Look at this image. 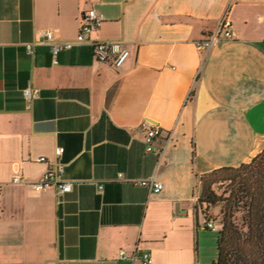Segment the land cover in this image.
<instances>
[{"label":"crops","instance_id":"crops-1","mask_svg":"<svg viewBox=\"0 0 264 264\" xmlns=\"http://www.w3.org/2000/svg\"><path fill=\"white\" fill-rule=\"evenodd\" d=\"M91 8L104 22L87 39L130 52L119 70L76 42ZM227 8L234 39L205 53ZM43 31L74 43L57 64ZM144 119L161 128L160 160ZM58 147L62 195L34 187ZM263 149L264 0H0V264H139L120 251L210 264L200 178ZM152 177L160 193L135 184Z\"/></svg>","mask_w":264,"mask_h":264},{"label":"trees","instance_id":"trees-1","mask_svg":"<svg viewBox=\"0 0 264 264\" xmlns=\"http://www.w3.org/2000/svg\"><path fill=\"white\" fill-rule=\"evenodd\" d=\"M220 183L229 186L225 199L213 189ZM199 184L198 206L206 222L217 227L216 259L210 264H264V149L247 164L203 175ZM218 204L220 219H210V208ZM236 210L242 212L241 225Z\"/></svg>","mask_w":264,"mask_h":264},{"label":"built area","instance_id":"built-area-1","mask_svg":"<svg viewBox=\"0 0 264 264\" xmlns=\"http://www.w3.org/2000/svg\"><path fill=\"white\" fill-rule=\"evenodd\" d=\"M104 19L102 15L98 14L93 8L82 14L76 42L80 44L89 43L93 57L100 63H107L113 69L119 70L129 58L130 52L128 48L118 41H89L87 37L95 30L99 29L103 24ZM232 22L229 18V9L220 18L216 30L208 37L198 43L199 49L205 53L210 50L221 40H233L234 36L231 31ZM42 41L49 46V51L53 58V64H57V56L63 50L71 49L73 42L58 43L54 40L53 35L49 31L42 32ZM27 53H32V46H27ZM23 95L27 101H31L38 95V89L26 88L23 90ZM143 132V142L147 153H154L158 160L165 154V147L157 148L155 142L162 135L160 126L153 120L144 119L140 125ZM63 148L58 147L54 151L56 163L43 173L41 178L34 184L35 189L44 190L54 187L56 192L60 195L68 193L72 190L73 183L64 178V165L59 162V158L63 153ZM39 162H45V157H39ZM123 175H118V180L121 181ZM21 177L15 175L12 179L13 183H19ZM135 184L148 188L153 193H160L163 189L161 182L155 178H149L142 181H137ZM102 186H100V189ZM198 201V197L195 199ZM206 229L211 232H217V227L212 221L205 223ZM119 259L130 260L132 262L138 261L139 264H152V259L149 252L134 253L128 256L124 251L119 252Z\"/></svg>","mask_w":264,"mask_h":264},{"label":"rangeland","instance_id":"rangeland-1","mask_svg":"<svg viewBox=\"0 0 264 264\" xmlns=\"http://www.w3.org/2000/svg\"><path fill=\"white\" fill-rule=\"evenodd\" d=\"M213 189H214V192L216 193V195L221 196L223 199H225L229 196V186L227 183L216 184L213 186ZM221 208H222V204H218L216 207L210 208V210H209L210 219H213V218L214 219H220ZM241 215H242L241 210H238V211L236 210V212L234 213V217L236 219V222L239 225H241ZM208 234L211 236V241H210L211 246H210V249H207L205 255L210 256L211 257L210 260H215L216 259V237H217V234L212 233V232H209Z\"/></svg>","mask_w":264,"mask_h":264}]
</instances>
